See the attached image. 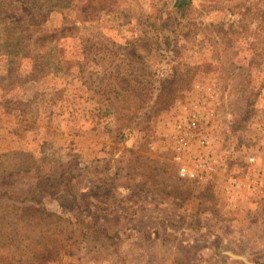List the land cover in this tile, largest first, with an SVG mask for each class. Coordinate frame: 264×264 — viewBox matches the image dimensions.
Wrapping results in <instances>:
<instances>
[{
    "label": "rangeland",
    "instance_id": "1",
    "mask_svg": "<svg viewBox=\"0 0 264 264\" xmlns=\"http://www.w3.org/2000/svg\"><path fill=\"white\" fill-rule=\"evenodd\" d=\"M179 1L0 0V264H264V0Z\"/></svg>",
    "mask_w": 264,
    "mask_h": 264
},
{
    "label": "built area",
    "instance_id": "2",
    "mask_svg": "<svg viewBox=\"0 0 264 264\" xmlns=\"http://www.w3.org/2000/svg\"><path fill=\"white\" fill-rule=\"evenodd\" d=\"M203 107L208 108L206 101L201 102ZM212 112V110H210ZM203 115L192 112L187 119H178L173 130L166 134L170 147L174 166L177 168L179 176L188 182H209L215 180L217 164L210 156L211 148L209 145L211 132L204 129L202 123ZM205 120V118H203ZM205 124V123H204ZM199 147V151L192 155L193 148ZM205 153L207 155H205ZM250 161H254L253 158ZM225 187L229 195H235L237 190L243 188L249 191H256L262 188L264 179L260 176H252L245 173L244 176L229 174L226 179Z\"/></svg>",
    "mask_w": 264,
    "mask_h": 264
},
{
    "label": "crops",
    "instance_id": "3",
    "mask_svg": "<svg viewBox=\"0 0 264 264\" xmlns=\"http://www.w3.org/2000/svg\"><path fill=\"white\" fill-rule=\"evenodd\" d=\"M211 182H213V183H215L216 185L218 184V181H214V180H211ZM230 201H232V203L233 202H236V200H234V199H238V197L236 196L235 198L234 197H230V198H228ZM238 202V201H237ZM237 204V203H236ZM201 213V212H200ZM202 214V213H201ZM192 215H196V214H192ZM167 225L165 224L164 225V227H166ZM209 231H212V233L213 234H217V231H218V229L217 228H209ZM214 237H217L218 238V236H214ZM232 258V257H231ZM235 258V257H234Z\"/></svg>",
    "mask_w": 264,
    "mask_h": 264
},
{
    "label": "water",
    "instance_id": "4",
    "mask_svg": "<svg viewBox=\"0 0 264 264\" xmlns=\"http://www.w3.org/2000/svg\"><path fill=\"white\" fill-rule=\"evenodd\" d=\"M188 2H190V0H180V1H179V4L184 5V4H187ZM234 257H235V258H238V256H234ZM241 258H242V257H241ZM243 260L246 261L247 259L243 257Z\"/></svg>",
    "mask_w": 264,
    "mask_h": 264
},
{
    "label": "trees",
    "instance_id": "5",
    "mask_svg": "<svg viewBox=\"0 0 264 264\" xmlns=\"http://www.w3.org/2000/svg\"><path fill=\"white\" fill-rule=\"evenodd\" d=\"M148 197H149V196L146 197V200H148Z\"/></svg>",
    "mask_w": 264,
    "mask_h": 264
}]
</instances>
